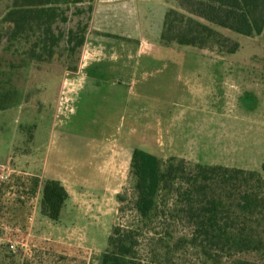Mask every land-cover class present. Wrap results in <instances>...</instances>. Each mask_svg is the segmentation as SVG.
Segmentation results:
<instances>
[{
	"label": "crops",
	"instance_id": "0c3cea01",
	"mask_svg": "<svg viewBox=\"0 0 264 264\" xmlns=\"http://www.w3.org/2000/svg\"><path fill=\"white\" fill-rule=\"evenodd\" d=\"M173 5L174 0H92L81 58L58 83L49 114L26 106L0 109L22 115V123L15 120L10 128L0 124V164H9L0 181V235L13 230L26 260H40L41 249L71 255L74 246H83L66 237L69 219L113 205L135 148L161 158L245 166L229 155L245 150L242 133L229 124L250 116L249 90L235 87V75L220 88L217 63H186L178 56L182 44L161 41L165 12ZM221 102L233 111L220 110ZM112 115L110 125L100 120ZM44 118L47 125L40 126ZM91 119L98 127L90 126ZM46 179L58 180L67 192L55 221L40 211Z\"/></svg>",
	"mask_w": 264,
	"mask_h": 264
},
{
	"label": "trees",
	"instance_id": "16d2710c",
	"mask_svg": "<svg viewBox=\"0 0 264 264\" xmlns=\"http://www.w3.org/2000/svg\"><path fill=\"white\" fill-rule=\"evenodd\" d=\"M78 1H88L90 12L92 0H12L0 19V42L4 38L8 47L15 41L29 42L30 58L52 57L62 37L61 32L54 30L55 22L63 14L59 4ZM178 3L181 10L168 8L165 12L160 35L164 44L232 54L239 43L216 28L252 36L264 27V0H178ZM75 37L77 40L71 48L83 42V34ZM73 38L68 34L66 46ZM10 106L5 101L0 103V109ZM129 169L134 195L127 206L142 226L113 224L100 264H137L134 259L138 230L154 227L152 224L161 220H168L169 224L184 220L189 227L187 241L208 257L249 251L264 253V178L258 171L201 163L188 165L183 158H161L141 148L132 151ZM170 197L174 198L173 203H179L176 207H165ZM66 198L67 192L58 180H44L41 213L58 220ZM124 198L117 193V213L124 210ZM167 238H172L169 227L157 239ZM9 251L2 254L1 262Z\"/></svg>",
	"mask_w": 264,
	"mask_h": 264
},
{
	"label": "rangeland",
	"instance_id": "374dc122",
	"mask_svg": "<svg viewBox=\"0 0 264 264\" xmlns=\"http://www.w3.org/2000/svg\"><path fill=\"white\" fill-rule=\"evenodd\" d=\"M11 1L0 0V19L11 5ZM59 5L63 7L61 16L64 19L61 20V16L58 17L54 24L56 27L54 30L55 33L61 32L62 37L58 47L54 48L52 57L44 56L41 60L30 58L28 53L29 42L15 41L8 47L5 45V39L1 40L0 103L5 101L11 103V106H26V109L30 111L37 108L48 114L51 111L59 92L58 83L60 85L62 82L67 68L73 67L81 58V47L84 43L89 20L88 1L61 3ZM170 8L181 10L178 0H174V5ZM216 29L220 31V28ZM220 32L222 33V31ZM68 34H72L74 38L69 46H66L65 39ZM82 34V44L71 48L77 40L75 36ZM230 34L236 35V38H231L239 43L238 49L232 54L216 53L209 48H203L201 51L199 48L181 45L178 56H180L181 61L190 64L217 63L218 68L213 71L218 75L220 88L226 84L224 83L225 78L232 80L233 75H235V87H239L238 90H243L244 87L245 90H249L247 95L252 101L250 103L252 105L250 116L243 121L236 118L233 124H229L230 129H233L235 133H242L243 137L239 138L244 140L245 150L241 155H239L241 152L239 150H234L233 155L232 152L229 155L234 158L235 162L245 161L243 164L245 166L240 165L239 168L258 171L264 178V27L262 32L252 36H244L234 32H230ZM229 62L240 64V68L229 69L225 64ZM205 72L204 70V74ZM234 103H239V100L236 99ZM15 110L1 111L0 124L10 128L15 120L22 123V115L19 114L18 110L17 112ZM220 110L233 111V108L227 106L225 102H221ZM36 118L38 119L35 117L34 121ZM78 119L80 120V118ZM39 120L40 126L47 125L45 118ZM100 120H105L110 125L112 122L114 123L115 116L100 118ZM91 121V127H98L95 119H91ZM75 124L77 125V123ZM23 129L24 132L29 133L31 128L24 126ZM183 159L188 165L195 164L191 160ZM132 185L133 176L129 169L121 189L118 190V193L125 197L122 202L123 212L117 213L119 204L115 198L113 205L110 203L102 205L101 210L103 211L83 215L88 219L82 225L83 216L72 215L69 219L71 223L69 225L66 223L71 227L69 231H66V237L83 244V246L73 247L77 249V251L74 250V254L66 255L41 249L38 251L41 255L40 260L28 261L22 253V239L12 230L11 233L6 232L5 237L0 235V259L6 250H10L8 252L10 254L6 256L3 262L0 261V264H22L24 262L28 264H86V261H88L87 264H100L101 255L107 247L108 234L113 224L118 223L133 228L142 226V223L137 221L135 213L129 211L127 206L134 195ZM173 199L172 197L166 199L165 207H172L173 205L176 207L179 204L173 203ZM152 226L154 227H142L138 230V245L135 248L136 257L134 259L137 264H239L238 261H245L248 264L264 263L262 251L242 252L231 256H205L199 247L193 246L187 241L189 227L184 220L176 221L173 224H169L168 220H161L160 223L158 221ZM165 227H169L172 231V238L160 241L157 239L158 235L163 232ZM180 236L185 238L178 240ZM10 241L18 242L14 249L8 248ZM175 242L177 243L175 244Z\"/></svg>",
	"mask_w": 264,
	"mask_h": 264
},
{
	"label": "built area",
	"instance_id": "2783aa9c",
	"mask_svg": "<svg viewBox=\"0 0 264 264\" xmlns=\"http://www.w3.org/2000/svg\"><path fill=\"white\" fill-rule=\"evenodd\" d=\"M8 171H9V164L8 163H6V164H0V181H2V180H4V179L7 178ZM17 244H18L17 241H10L9 242V246L12 249H14Z\"/></svg>",
	"mask_w": 264,
	"mask_h": 264
}]
</instances>
